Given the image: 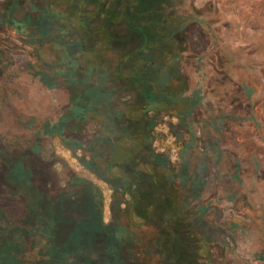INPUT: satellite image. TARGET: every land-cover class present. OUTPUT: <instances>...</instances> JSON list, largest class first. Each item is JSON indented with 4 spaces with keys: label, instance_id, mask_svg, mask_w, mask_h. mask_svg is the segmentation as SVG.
I'll use <instances>...</instances> for the list:
<instances>
[{
    "label": "rangeland",
    "instance_id": "374dc122",
    "mask_svg": "<svg viewBox=\"0 0 264 264\" xmlns=\"http://www.w3.org/2000/svg\"><path fill=\"white\" fill-rule=\"evenodd\" d=\"M175 1L179 40L9 6L41 36L0 30V264H264V0Z\"/></svg>",
    "mask_w": 264,
    "mask_h": 264
},
{
    "label": "trees",
    "instance_id": "16d2710c",
    "mask_svg": "<svg viewBox=\"0 0 264 264\" xmlns=\"http://www.w3.org/2000/svg\"><path fill=\"white\" fill-rule=\"evenodd\" d=\"M15 0H6L7 5L4 14H1L0 17V30H4L7 32H13V33H19L23 36H30L31 42H33L34 38H38L41 35H39L36 31H32V29L29 27L27 21L20 20L16 17L15 11L9 10L11 6H13V3ZM27 2H34L36 0H26ZM51 3L55 4L57 7H60L64 9V11L69 12V18L76 21L78 23L80 28V31L83 33H86L88 37H90V32H94L92 30L93 21L95 24L101 23L102 28H104V31L108 33V25L115 23V21H126L128 18L135 17L139 20V22H142L140 20L141 18H151L153 17L151 23L147 24V26L150 28L151 34L154 33L155 35H160L161 37H166L169 35H173L174 39L179 40L180 38V31L183 29L182 22L179 21L178 17L175 15V0H151L152 3L149 5L147 3L148 0H49ZM159 2L162 8V11L159 15H155L154 11L156 10V3ZM10 4V5H9ZM10 6V7H9ZM6 12V13H5ZM151 16V17H150ZM155 20V21H154ZM148 30V28H147ZM182 39H180L181 41ZM112 41L108 40V43H111ZM145 42V40H144ZM127 43V42H126ZM136 45L135 47H137ZM148 47V45H147ZM146 44H143L141 50H145ZM130 51H134V48H130ZM69 65H67V68H76V66H80L79 62L72 59L69 55ZM101 72H105L106 69L103 68L100 70ZM90 74H94L93 72ZM149 109L154 108V104L149 105ZM151 116L153 117L154 121L157 122L159 118L151 113ZM130 124H134L136 121V118L134 119H128ZM138 175V174H137ZM137 177V176H136ZM134 182V181H133ZM15 192H20L19 189H17ZM24 195H16L18 196L17 201H23V208L25 204V210L29 211V214L33 213V205L37 201L33 196H35V192H33V189L29 187H25V190H23ZM132 194H136L134 191H130ZM154 195V193H152ZM13 197V195H10ZM165 197V196H164ZM145 195L141 194V197L138 198L136 201V205H138L139 202L144 203L145 202ZM11 203L13 204V201L11 202L10 199L6 200V204L1 207V212L5 215V217L8 219L10 216L13 218L14 211L13 208L10 207ZM49 207V206H48ZM21 218L19 220L14 221V225L11 227H0V253L3 251L4 247L6 246L7 242L13 239L17 232H15V229L18 228L19 225L22 223L20 222ZM175 221V220H174ZM173 221V222H174ZM204 239L203 237H201ZM200 238V239H201ZM207 244V250H209V242L204 239ZM205 249V248H204ZM201 248V242L199 240V247L198 252H202ZM185 254V256H192L193 252H185L182 253ZM188 261V259H186ZM180 262V260H179ZM182 263V262H181ZM185 263V262H184ZM183 264V263H182Z\"/></svg>",
    "mask_w": 264,
    "mask_h": 264
},
{
    "label": "flooded vegetation",
    "instance_id": "af4514ba",
    "mask_svg": "<svg viewBox=\"0 0 264 264\" xmlns=\"http://www.w3.org/2000/svg\"><path fill=\"white\" fill-rule=\"evenodd\" d=\"M159 37H161L160 35H158Z\"/></svg>",
    "mask_w": 264,
    "mask_h": 264
}]
</instances>
